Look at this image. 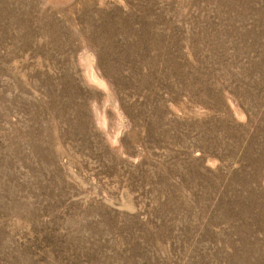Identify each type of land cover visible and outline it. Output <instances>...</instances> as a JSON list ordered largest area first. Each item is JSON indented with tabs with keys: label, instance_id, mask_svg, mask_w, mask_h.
Instances as JSON below:
<instances>
[{
	"label": "rangeland",
	"instance_id": "1",
	"mask_svg": "<svg viewBox=\"0 0 264 264\" xmlns=\"http://www.w3.org/2000/svg\"><path fill=\"white\" fill-rule=\"evenodd\" d=\"M0 264H264V0H0Z\"/></svg>",
	"mask_w": 264,
	"mask_h": 264
}]
</instances>
